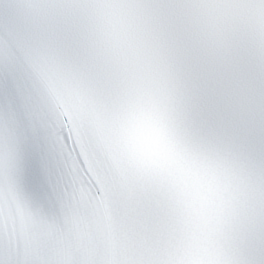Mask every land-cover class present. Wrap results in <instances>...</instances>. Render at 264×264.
Wrapping results in <instances>:
<instances>
[{
  "label": "snow or ice",
  "instance_id": "snow-or-ice-1",
  "mask_svg": "<svg viewBox=\"0 0 264 264\" xmlns=\"http://www.w3.org/2000/svg\"><path fill=\"white\" fill-rule=\"evenodd\" d=\"M0 264H264V0H0Z\"/></svg>",
  "mask_w": 264,
  "mask_h": 264
}]
</instances>
